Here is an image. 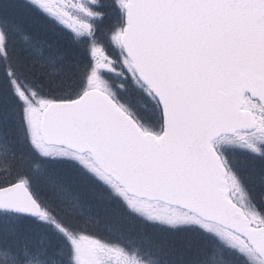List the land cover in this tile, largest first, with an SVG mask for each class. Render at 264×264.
Masks as SVG:
<instances>
[{
    "label": "snow or ice",
    "instance_id": "6c2138e0",
    "mask_svg": "<svg viewBox=\"0 0 264 264\" xmlns=\"http://www.w3.org/2000/svg\"><path fill=\"white\" fill-rule=\"evenodd\" d=\"M0 264H264V0H0Z\"/></svg>",
    "mask_w": 264,
    "mask_h": 264
}]
</instances>
